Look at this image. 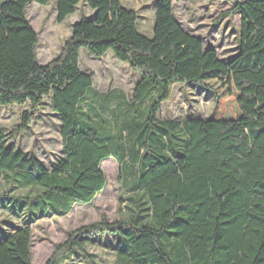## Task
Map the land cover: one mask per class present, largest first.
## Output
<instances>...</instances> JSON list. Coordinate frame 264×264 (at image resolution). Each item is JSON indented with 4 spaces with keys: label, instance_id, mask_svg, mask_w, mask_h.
Segmentation results:
<instances>
[{
    "label": "trees",
    "instance_id": "trees-1",
    "mask_svg": "<svg viewBox=\"0 0 264 264\" xmlns=\"http://www.w3.org/2000/svg\"><path fill=\"white\" fill-rule=\"evenodd\" d=\"M51 1L58 22L81 1L93 15L73 24L55 59L39 64L26 9ZM173 1L154 0L152 38L137 30V15L120 0L0 3V107L36 111L47 98L62 142V156L49 168L13 146L28 128L30 111L12 135L0 127L6 183L0 208L21 219L19 225L0 221L9 226L0 229V264H32V224L90 204L106 185L101 163L114 155L134 171L130 214L76 228L47 264L71 255L97 264L88 242L110 247L114 264H264V0H220L232 2L230 12L240 16L237 52L226 61L182 28ZM81 50L98 58L111 52L138 71L136 90L146 84L160 89L145 120L136 121L131 109L119 124L94 120L89 110L96 93L91 76L79 69ZM174 83L209 93L211 112L181 122L158 119ZM15 188L28 190L8 195Z\"/></svg>",
    "mask_w": 264,
    "mask_h": 264
},
{
    "label": "rangeland",
    "instance_id": "rangeland-1",
    "mask_svg": "<svg viewBox=\"0 0 264 264\" xmlns=\"http://www.w3.org/2000/svg\"><path fill=\"white\" fill-rule=\"evenodd\" d=\"M2 1L0 0V3ZM120 2L123 7L133 10L137 15V30L144 36L152 38L154 0H120ZM232 6V2L220 0H175L173 14L186 32L202 38L204 46L213 47L218 57L226 61L237 52L240 29V16L230 12ZM26 15L38 36L37 61L39 64H46L62 52L65 42L71 35L73 24L81 17H92L93 12L81 1L73 14L67 16L64 21L58 22L55 3L51 1L46 5L31 2L26 9ZM79 69L92 78L96 93L93 99L95 98L96 101H92L93 108L90 107L89 111L94 120L101 118L104 121H117L119 124L118 121L124 120L126 110L131 109L134 111L136 121H143L151 103L161 92L158 87L150 84L136 90L140 74L127 63L116 59L111 52H106L98 58L81 50ZM168 93V97L159 104L157 118L160 120L181 122L187 116L204 118L212 110L211 95L196 86L174 83ZM24 111H30L28 106L0 107V127L8 135H12L10 133H13L22 122L21 114ZM29 116L28 128L16 134L13 146L34 155L51 168L62 156L59 120L54 115L47 98H44V102L36 111H30ZM118 159V156L114 155L102 161L101 169L105 175L106 185L90 204H74L64 216H40L32 224V264L49 263L57 250L56 246L67 241L69 233L76 228L98 222L101 218H105L108 222L117 221L130 214L127 207L131 204L127 198L133 193L130 189L135 183L134 171L129 163L125 161L119 163ZM3 181L0 178V194L3 193L6 185ZM27 190L28 188H15L8 195L24 193ZM0 221H10L12 225L21 223L20 217L11 216L9 211L3 208H0ZM3 228L9 226L0 223V229ZM104 237L112 242L113 236ZM86 250L97 264H114L115 256L110 247L98 242H88ZM60 252L64 253V251ZM57 264L87 263L80 256L71 255L69 259H62Z\"/></svg>",
    "mask_w": 264,
    "mask_h": 264
}]
</instances>
